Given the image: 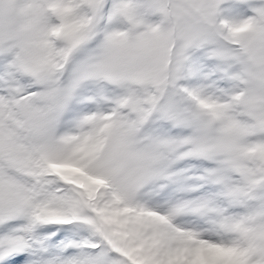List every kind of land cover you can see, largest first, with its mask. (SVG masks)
<instances>
[{"label": "snow or ice", "instance_id": "6c2138e0", "mask_svg": "<svg viewBox=\"0 0 264 264\" xmlns=\"http://www.w3.org/2000/svg\"><path fill=\"white\" fill-rule=\"evenodd\" d=\"M0 264H264V0H0Z\"/></svg>", "mask_w": 264, "mask_h": 264}]
</instances>
